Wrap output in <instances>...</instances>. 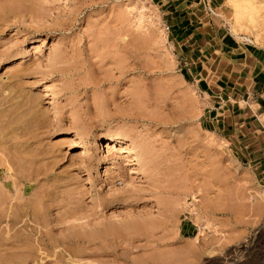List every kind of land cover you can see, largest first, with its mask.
I'll return each mask as SVG.
<instances>
[{"label":"rangeland","instance_id":"374dc122","mask_svg":"<svg viewBox=\"0 0 264 264\" xmlns=\"http://www.w3.org/2000/svg\"><path fill=\"white\" fill-rule=\"evenodd\" d=\"M204 9L264 38V0H0V264H264V174L174 34Z\"/></svg>","mask_w":264,"mask_h":264},{"label":"crops","instance_id":"0c3cea01","mask_svg":"<svg viewBox=\"0 0 264 264\" xmlns=\"http://www.w3.org/2000/svg\"><path fill=\"white\" fill-rule=\"evenodd\" d=\"M200 14L199 21H180L174 34L183 36L191 53L199 51L200 66L191 64L189 73L204 94L201 124L235 158L264 174V38L237 40L219 31L207 10Z\"/></svg>","mask_w":264,"mask_h":264},{"label":"bare ground","instance_id":"6f19581e","mask_svg":"<svg viewBox=\"0 0 264 264\" xmlns=\"http://www.w3.org/2000/svg\"><path fill=\"white\" fill-rule=\"evenodd\" d=\"M243 1V0H242ZM239 5V4H238ZM236 6V5H235ZM249 6V5H248ZM251 7H252V5H250ZM236 9V8H235ZM246 11V10H245ZM118 141V140H117ZM109 144H111V143H107L106 145L108 146ZM128 220V219H127ZM126 223L127 222H130V220H128V221H125ZM30 254V253H29Z\"/></svg>","mask_w":264,"mask_h":264},{"label":"built area","instance_id":"2783aa9c","mask_svg":"<svg viewBox=\"0 0 264 264\" xmlns=\"http://www.w3.org/2000/svg\"><path fill=\"white\" fill-rule=\"evenodd\" d=\"M164 28H165V29H168V25H167V24H165V25H164Z\"/></svg>","mask_w":264,"mask_h":264}]
</instances>
